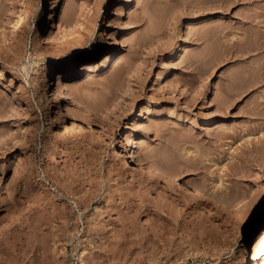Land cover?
Wrapping results in <instances>:
<instances>
[{
	"label": "rangeland",
	"instance_id": "obj_1",
	"mask_svg": "<svg viewBox=\"0 0 264 264\" xmlns=\"http://www.w3.org/2000/svg\"><path fill=\"white\" fill-rule=\"evenodd\" d=\"M53 1L0 0V264H243L264 209V80L241 98L232 83L264 56V0ZM133 140L234 213L150 179ZM246 257L264 264V242Z\"/></svg>",
	"mask_w": 264,
	"mask_h": 264
},
{
	"label": "bare ground",
	"instance_id": "obj_2",
	"mask_svg": "<svg viewBox=\"0 0 264 264\" xmlns=\"http://www.w3.org/2000/svg\"><path fill=\"white\" fill-rule=\"evenodd\" d=\"M135 1L136 0H130L128 5L132 6L135 3ZM218 1H220V0H218ZM234 1L233 0H226V1L223 0L221 2L222 4H220V6H223V4H224V6L231 5L232 3H235ZM54 2L56 3L57 0H54L53 3ZM211 2L213 4H214V2H216L217 4L219 3V2H217V0L216 1L212 0ZM204 3L210 4L209 0H207V2L205 1ZM205 4L202 3V5H205ZM207 6H209V5H207ZM120 7L121 6L119 5V3L115 2V5L113 7V11L111 12V17L122 15L121 13H119L121 11ZM63 14H64V10L62 8V10L60 12V16H62ZM37 29L41 33V37L45 38L47 45L50 44L51 41H50V38L48 37V6L47 5H45V8L43 9L41 16L37 18ZM253 37H254V39H248L247 40L248 42L250 40L249 43H251L250 45L248 44L251 47V49L250 48L249 49H250V52L251 51L254 52V55H259L257 51H259L261 49V47H262L261 45H262V42L264 40L261 38L262 36L260 37V34L254 35ZM247 43H245V44H247ZM248 45H245V46L248 48ZM247 48H244L243 52H245L244 50H247ZM94 52L95 51L93 50V51L85 52V54L82 55L83 60L87 57H89L91 60V62L85 64V65H89V67L87 69L95 68V64L94 65L92 64V61L94 60V56L96 54ZM262 56L263 55H261V57ZM255 57H257V56H255ZM263 57L262 58L258 57V59L254 58L255 60L253 59L250 62L251 65H249V67L248 66H246L247 68L242 67L238 70V74H236V76H235L236 79L234 77L235 80L232 83L236 87L234 89V92H236V93H233L236 96L235 98H237V97L241 98L247 90L253 88L258 83L260 84L261 81L264 80V58ZM105 59H106L105 61L109 60L108 57H106ZM66 60L68 62L67 66L66 67L62 66L63 68L61 70H58L54 76L55 80L53 82V85H55V88L59 91H61L63 88L64 81L67 78V73L74 66V62L72 60L69 62L68 59H65V62H66ZM52 66L54 68L57 67L56 62H55V65H52ZM55 69H57V68H55ZM233 88H234V86H233ZM237 101H238V99H237ZM248 103L249 102H247V104ZM251 110H252V107H251ZM253 111H254V109H253ZM253 111L249 112L247 110V112H249V113H247V112H245V113L252 115ZM253 114L256 115L255 113H253ZM135 145H136V140H133V142L130 143L131 155L128 156L127 158H131L130 162L132 163V165H139L145 171V173H147V175L150 179L164 181V183L167 185L175 184L179 190H185V192H187V194H189V196H191V197H195V196L199 195L200 197L198 199L201 201H204V200L208 201L210 199L216 198L214 206L217 209L226 207L229 210V212L234 213L235 204L233 201L235 199L233 201L230 200L231 202H227V200L224 199V197L219 192L214 191V190L213 191L204 190V189L192 184L191 182H188V180L179 179L178 177H176L174 175V173L172 171L170 173V171L168 172L165 169H163V167H159L155 163L151 162V159L149 157L138 158V156H136L134 149H133V148H135ZM116 155H117V158L119 160L125 161V157L122 153H117ZM187 203L188 202H186V204ZM193 206H192V208H193ZM196 206H198V205H196ZM263 223H264V209L261 212H259L257 229L255 231H250V230L247 231L248 232L247 233V235H248L247 240L245 242H243L239 248V255H240V258H241L243 264H249L248 257H246V256H248V254L251 255V258H250L251 260H256L259 256V249L264 242V224Z\"/></svg>",
	"mask_w": 264,
	"mask_h": 264
}]
</instances>
